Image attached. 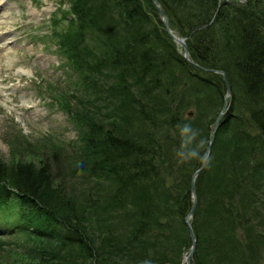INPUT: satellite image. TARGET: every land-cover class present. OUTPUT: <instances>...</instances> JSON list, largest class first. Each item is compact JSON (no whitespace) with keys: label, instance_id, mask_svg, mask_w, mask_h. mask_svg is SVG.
I'll list each match as a JSON object with an SVG mask.
<instances>
[{"label":"trees","instance_id":"1","mask_svg":"<svg viewBox=\"0 0 264 264\" xmlns=\"http://www.w3.org/2000/svg\"><path fill=\"white\" fill-rule=\"evenodd\" d=\"M158 1L190 60L152 0H72L52 17L82 85L75 107L66 99L79 140L64 161L105 197L56 181L60 143L47 141L39 163L0 156V225L34 243V264H183L192 175L226 95L211 69L232 95L195 183V264H264V0Z\"/></svg>","mask_w":264,"mask_h":264},{"label":"rangeland","instance_id":"2","mask_svg":"<svg viewBox=\"0 0 264 264\" xmlns=\"http://www.w3.org/2000/svg\"><path fill=\"white\" fill-rule=\"evenodd\" d=\"M6 1L13 5L11 18L9 25L0 23V33L6 34L9 28L12 36L9 43L0 42V156L8 165L10 161L19 160L17 158L39 163L46 156L45 152H48L45 148L47 141L57 145L60 143L64 146L56 152L59 161L54 167L52 165L54 176L59 178L56 181L65 180L68 191L77 196L88 194V189L92 187V192L102 200L105 197V187L92 178H88L89 183L85 179L81 181L77 176L70 179L69 170L72 168L67 167L64 161H70L73 153L71 148L74 143L78 145L79 140L74 119L65 107L66 99L72 101L75 107L76 100L69 95L76 91L75 95L80 96L82 85L73 69L67 66L66 57L57 51L52 17L61 2V8L68 9L72 0ZM46 8L50 9L45 11ZM61 10L56 12L57 19L62 18ZM60 24L68 29L66 22ZM104 111L107 110L104 108ZM49 154L52 158L53 152L50 151ZM50 157L49 161L53 163ZM94 219L98 218L94 216ZM94 219V228L101 231L102 222ZM257 222L264 229V217ZM4 239L9 244L0 245V264H34L39 261L34 251H30L33 242L27 239L15 240L9 235ZM189 250L190 247L185 255ZM183 264L187 262L184 261Z\"/></svg>","mask_w":264,"mask_h":264},{"label":"water","instance_id":"3","mask_svg":"<svg viewBox=\"0 0 264 264\" xmlns=\"http://www.w3.org/2000/svg\"><path fill=\"white\" fill-rule=\"evenodd\" d=\"M154 3H156V7H157V10H158V14L160 15L161 19L163 20L166 28H167V31L169 33V35H171V37L179 43V45L183 46L184 48V54H185V58L186 59H189V56H190V53H189V49H188V46H187V43L185 41V38L182 37V35H176L175 33H173V31L171 30L170 26H169V21H168V17H167V13L164 12V10L161 8L160 6V3L158 0H152ZM214 72H216V70H212ZM224 79H225V82H226V88H227V95L226 96V101H227V98L231 95V86L228 82V80L226 79L225 77V72L224 71H219ZM225 109H226V104L224 105L223 109H222V112H221V115L218 117L217 119V122H216V126H215V129L212 133V137H211V140H210V143H209V147L208 149H206V154H205V157H204V160L201 167L197 170V172H195V174L193 175V181H192V187H191V192H192V197H193V204H192V208L190 210V212L188 213V215L186 216L185 218V221H186V224L188 225L189 229H190V235H191V240H192V245L188 254L186 255L185 257V261L187 262V264H194L193 262V256L195 255L196 253V250H197V237L194 233V230L192 228V223H191V219L193 218L194 216V213H195V209H196V205H197V195H196V191H195V186H194V183H195V179L196 177L199 175V173L205 168L206 166V162H207V159L209 157V154H210V151H211V148H212V145H213V142L215 140V136H216V132L218 130V127H219V124H220V121L222 119V116L224 115L225 113Z\"/></svg>","mask_w":264,"mask_h":264},{"label":"bare ground","instance_id":"4","mask_svg":"<svg viewBox=\"0 0 264 264\" xmlns=\"http://www.w3.org/2000/svg\"><path fill=\"white\" fill-rule=\"evenodd\" d=\"M13 5L11 3H9L6 0H0V23L4 24V25H9V20L11 18V9H12ZM50 9V8H49ZM49 9H45V11L49 10ZM11 30L9 28H7L6 34H0L3 35V39L0 40L1 43L3 44H7L9 43L8 40V36H12V33L10 32ZM12 39V37H11ZM9 53V51H8Z\"/></svg>","mask_w":264,"mask_h":264},{"label":"clouds","instance_id":"5","mask_svg":"<svg viewBox=\"0 0 264 264\" xmlns=\"http://www.w3.org/2000/svg\"><path fill=\"white\" fill-rule=\"evenodd\" d=\"M190 131H192L190 125H184V126H183V128H182V133H188V132H190ZM195 135H196V133H193V136H195Z\"/></svg>","mask_w":264,"mask_h":264}]
</instances>
